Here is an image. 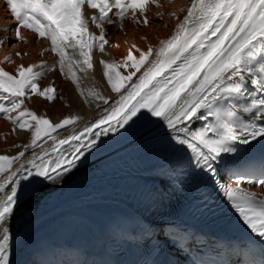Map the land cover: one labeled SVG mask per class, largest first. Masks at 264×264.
<instances>
[{
	"label": "snow or ice",
	"instance_id": "snow-or-ice-1",
	"mask_svg": "<svg viewBox=\"0 0 264 264\" xmlns=\"http://www.w3.org/2000/svg\"><path fill=\"white\" fill-rule=\"evenodd\" d=\"M150 4L162 6L159 0H6L5 6L16 24L5 26L0 32L11 31L15 41L26 43L22 29H27L38 38L49 40L50 49L45 51L59 57L61 74L67 67L69 79L80 90L81 77L75 69L88 74L94 68L93 49L105 51L109 41L104 24H117L110 13L115 10L120 27L129 13L137 24L148 25L146 11ZM89 9L93 10L90 15ZM179 11L185 15L181 19L176 12L171 13L179 22L174 33L161 40L157 48L149 45L145 51L133 44L122 59L100 61L103 77L118 99L107 115L79 134L59 140L52 135L75 124L80 117L66 116L54 123L25 106V99L33 97L48 102L56 99L54 86L41 87L39 83L55 66L40 61L27 66L19 64L14 72L0 67V113L15 125L13 134L17 130L31 133L30 143L14 145L22 149L17 154L0 155V173L11 171L6 184H0V192L11 185L10 193L0 199V264H10L11 235L3 225L17 205L21 181L55 182L76 167L101 135L118 133L134 118L147 114L163 120L176 133L171 139L187 146L196 167L208 171L214 170L213 162L222 154L235 152L236 143L247 144L248 137H264V124L256 123L264 121V0H190ZM90 23L99 29V35L89 30ZM11 39H0V47ZM133 49L139 56L134 55ZM15 55L22 58L27 53ZM11 62L5 56L0 63ZM249 83L252 90L247 87ZM80 95H85L83 90ZM87 95L108 103L95 89H89ZM201 110H207V115ZM241 114L250 119L245 120ZM208 117L213 121L196 131L180 127L193 119ZM94 128L101 131L93 133ZM86 133L94 138L85 142ZM45 137L53 141L50 151L42 149L27 160L30 167L21 164L12 170L28 149L41 147L39 142ZM65 145L71 149L67 155ZM52 153L56 155L49 158ZM18 173L25 174L15 178ZM259 183L264 186V176ZM225 195L240 212L244 224L264 237V193L243 188L237 180L235 186L225 189Z\"/></svg>",
	"mask_w": 264,
	"mask_h": 264
},
{
	"label": "bare ground",
	"instance_id": "bare-ground-1",
	"mask_svg": "<svg viewBox=\"0 0 264 264\" xmlns=\"http://www.w3.org/2000/svg\"><path fill=\"white\" fill-rule=\"evenodd\" d=\"M190 0H159L161 7H156L150 4L147 8L146 15L149 20L148 25L143 23L137 24L129 23L130 20L123 22V27L114 29L110 25H105L104 28L106 33L112 31L111 35H106V39L109 44L105 45V51H99L96 47L93 49V64L94 68L88 73L77 71L80 79V90H83L85 95H80V90L71 82L67 75V67L65 68V74H61L59 70V57L54 53L45 51L50 49V41L47 39L38 38L34 33H29L22 29V34L26 38L27 42L15 41V37L12 36L11 31L0 32V39L11 36V41H6L4 46L0 47V62L4 61L5 56H9L11 63H0V67H4L10 72H14L15 68L19 64L27 66L30 63H39L40 61L46 62L48 66H55L54 70H48L46 74L39 81L41 87L52 85L56 89V99L52 102L45 101L39 97H33L32 99H25V106L29 109L36 111L39 115H45L51 119L54 123L59 122L66 116H78L79 120L73 125H68L65 128L58 129L55 133H52L57 140L78 134L84 130L89 124L98 121L102 117L108 114L110 109L114 106L118 99V94L112 92L110 86L107 84L106 78L103 77V67L100 64L101 60H120L123 56L127 55V51L133 44L142 50H147L148 46L151 45L153 48H157L161 40L169 38L175 31L176 25L179 22L176 17L171 15L172 12H176L177 15L182 19L185 15L184 12H180L181 7L186 6ZM6 3L0 0V30L4 29L5 26L14 27L16 22L11 16L9 9L5 6ZM89 15L92 13L88 11ZM158 13L162 15H157ZM131 17V13L128 14V18ZM160 21L159 25H154L155 22ZM131 24V25H129ZM109 26V28H107ZM90 31L99 35V29L94 24L89 25ZM131 27L129 31L125 32V29ZM126 36V38H125ZM35 40L37 42L35 43ZM17 43V44H16ZM118 46V47H117ZM69 53H72V49H68ZM16 52L27 53L22 58L15 55ZM43 52V55L40 53ZM133 53L139 56V53L133 49ZM67 64V61H66ZM123 72L124 70L121 69ZM126 74V73H125ZM139 75V73H137ZM135 80L136 77H133ZM89 89H95L100 92L104 97L108 99V103H104L103 100L95 99L92 96L87 95ZM15 115V113L13 114ZM15 127L10 121L4 119V114L0 113V155H15L19 150L14 145H24L30 143L31 133L28 131L17 130L15 134L11 132L12 128ZM168 129L166 123L163 120H157L149 128L141 132L139 135L134 137L128 143L119 147L102 157L92 160L80 167H77L67 172L63 177L58 178L55 182H48L41 186L39 189L33 191L28 197L23 199L19 205L14 208V212L9 217L4 227L9 228L10 235H13L17 230V226H22L27 217L36 212L46 200V197L52 196L57 192H63L66 187L72 184L74 181L83 178L89 172L96 167L110 161L112 158L124 154L133 149L136 143L146 140L149 136L159 133L162 130ZM94 130L99 131L98 128ZM172 131V130H166ZM94 138L93 136L88 137ZM87 142V140L85 141ZM41 147L34 149H28L25 153V157L16 161L12 170L20 167L21 164H25L26 167H30L26 162L31 159L34 154H39L42 149L50 151L53 141L47 137L39 142ZM68 145L64 146L65 153ZM55 155H51L49 158H54ZM39 162V161H38ZM10 172L0 173V184H6L7 179L10 177ZM25 173H18L15 178L24 175ZM22 182V181H21ZM242 185V184H241ZM11 191V185H6L3 192H0V199H3ZM253 192L258 194L264 193V188L253 189ZM59 220V219H57ZM57 220L46 224L40 228L39 232L43 231L47 226ZM37 236L31 237L25 246ZM23 247L19 253L14 257V260L10 264H21L20 256Z\"/></svg>",
	"mask_w": 264,
	"mask_h": 264
},
{
	"label": "rangeland",
	"instance_id": "rangeland-1",
	"mask_svg": "<svg viewBox=\"0 0 264 264\" xmlns=\"http://www.w3.org/2000/svg\"><path fill=\"white\" fill-rule=\"evenodd\" d=\"M129 23H134V20L131 18V20H130ZM159 24H160V21H157V22L154 23V25H156V26L159 25ZM129 25H131V24H129ZM107 28H108V27H107ZM130 28H131V27L126 28V29H125V32L129 31ZM129 32H131V31H129ZM112 33H113L112 31H108V32H107L108 35H111ZM125 38H126V36H125ZM36 42H37V40H35V43H36ZM16 44H17V43H16Z\"/></svg>",
	"mask_w": 264,
	"mask_h": 264
}]
</instances>
